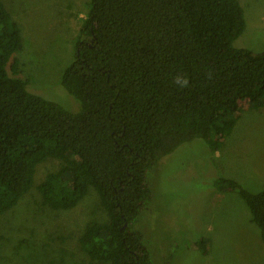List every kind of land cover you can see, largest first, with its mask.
Here are the masks:
<instances>
[{"label": "trees", "instance_id": "1", "mask_svg": "<svg viewBox=\"0 0 264 264\" xmlns=\"http://www.w3.org/2000/svg\"><path fill=\"white\" fill-rule=\"evenodd\" d=\"M243 29L239 0H90L60 79L81 104L69 113L17 77L20 30L0 0V216L32 189L36 166L57 159L35 187L41 206L71 210L92 188L107 217L85 226L80 251L96 264H150L134 227L150 170L195 137L219 151L242 111L264 108V48H235ZM213 185L243 200L264 244V186Z\"/></svg>", "mask_w": 264, "mask_h": 264}, {"label": "rangeland", "instance_id": "2", "mask_svg": "<svg viewBox=\"0 0 264 264\" xmlns=\"http://www.w3.org/2000/svg\"><path fill=\"white\" fill-rule=\"evenodd\" d=\"M90 0H2L19 27L22 48L18 78L27 91L69 113L80 110L60 84L74 60L75 45ZM244 29L235 48H264V0H239ZM60 161L35 168L32 189L0 216V264H96L79 249L90 222L107 221L89 188L71 210L43 207L35 187ZM217 177L257 192L264 186V108L241 113L223 147L213 152L199 137L180 144L148 173L150 200L134 227L150 254V264H264V244L248 208L235 192H218ZM204 241L206 252L200 248Z\"/></svg>", "mask_w": 264, "mask_h": 264}, {"label": "clouds", "instance_id": "3", "mask_svg": "<svg viewBox=\"0 0 264 264\" xmlns=\"http://www.w3.org/2000/svg\"><path fill=\"white\" fill-rule=\"evenodd\" d=\"M173 82L179 84L181 87H186L188 85V78L186 76L181 77L177 75L176 77H174Z\"/></svg>", "mask_w": 264, "mask_h": 264}]
</instances>
